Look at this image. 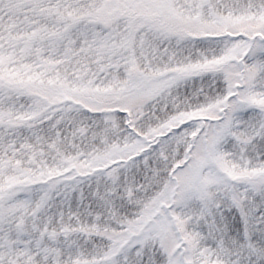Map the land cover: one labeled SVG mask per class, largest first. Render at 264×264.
<instances>
[{"label": "snow or ice", "instance_id": "6c2138e0", "mask_svg": "<svg viewBox=\"0 0 264 264\" xmlns=\"http://www.w3.org/2000/svg\"><path fill=\"white\" fill-rule=\"evenodd\" d=\"M0 264H264V0H0Z\"/></svg>", "mask_w": 264, "mask_h": 264}]
</instances>
